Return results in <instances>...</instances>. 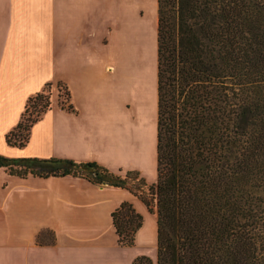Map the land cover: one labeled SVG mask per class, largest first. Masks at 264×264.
<instances>
[{"label":"crops","instance_id":"obj_1","mask_svg":"<svg viewBox=\"0 0 264 264\" xmlns=\"http://www.w3.org/2000/svg\"><path fill=\"white\" fill-rule=\"evenodd\" d=\"M145 3L0 0V154L96 162L157 182L158 17ZM48 82L51 108L25 146L10 145L28 98ZM124 202L143 217L131 246L120 244L112 216ZM157 253V214L129 189L0 168V264H132L139 256L157 264Z\"/></svg>","mask_w":264,"mask_h":264},{"label":"trees","instance_id":"obj_2","mask_svg":"<svg viewBox=\"0 0 264 264\" xmlns=\"http://www.w3.org/2000/svg\"><path fill=\"white\" fill-rule=\"evenodd\" d=\"M157 2V182L60 158L0 154V168L129 189L157 214V264H264V0ZM51 106L48 82L7 142L25 146ZM112 216L120 244L133 245L142 215L124 202Z\"/></svg>","mask_w":264,"mask_h":264},{"label":"rangeland","instance_id":"obj_3","mask_svg":"<svg viewBox=\"0 0 264 264\" xmlns=\"http://www.w3.org/2000/svg\"><path fill=\"white\" fill-rule=\"evenodd\" d=\"M147 3H145L146 5V12L148 13V15H150L151 17V13L153 12V21L154 18L157 16L158 17V2L157 0H146ZM106 41H108V37L106 38ZM150 45L149 43H147V46ZM158 45V44H157ZM145 52V51H144ZM63 85V84H62ZM58 93L60 96V101H64L67 102L68 100V95H67V88L65 87V85H63L62 87L58 86ZM56 94V91L54 90V96ZM52 96H53V88H52Z\"/></svg>","mask_w":264,"mask_h":264}]
</instances>
